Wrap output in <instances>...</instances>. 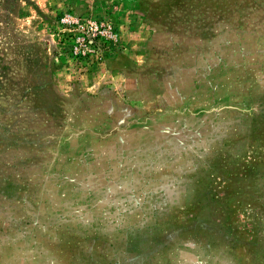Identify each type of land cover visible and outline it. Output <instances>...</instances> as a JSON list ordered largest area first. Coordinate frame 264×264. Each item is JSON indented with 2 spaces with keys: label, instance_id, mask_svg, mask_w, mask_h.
<instances>
[{
  "label": "rangeland",
  "instance_id": "obj_1",
  "mask_svg": "<svg viewBox=\"0 0 264 264\" xmlns=\"http://www.w3.org/2000/svg\"><path fill=\"white\" fill-rule=\"evenodd\" d=\"M0 264H264V0H0Z\"/></svg>",
  "mask_w": 264,
  "mask_h": 264
}]
</instances>
